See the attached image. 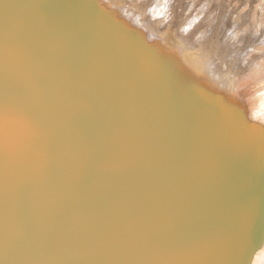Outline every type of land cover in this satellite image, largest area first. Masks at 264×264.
<instances>
[{
	"label": "water",
	"instance_id": "95a60500",
	"mask_svg": "<svg viewBox=\"0 0 264 264\" xmlns=\"http://www.w3.org/2000/svg\"><path fill=\"white\" fill-rule=\"evenodd\" d=\"M99 1L0 0V264H250L264 131Z\"/></svg>",
	"mask_w": 264,
	"mask_h": 264
},
{
	"label": "rangeland",
	"instance_id": "374dc122",
	"mask_svg": "<svg viewBox=\"0 0 264 264\" xmlns=\"http://www.w3.org/2000/svg\"><path fill=\"white\" fill-rule=\"evenodd\" d=\"M136 1H137V3H135ZM143 1H144V3H143ZM163 1L164 0H140V1H138V0H131L133 6L135 5L134 8H135V11H136L135 13L136 14L137 13H140L141 16L143 15V19L144 20H146V18H147V21H148V22L146 21L147 23H152V22H153V24H154V22L156 23L157 28L154 29V30H156L158 32V34H159L158 37H161L162 35L165 36L164 34L168 33V35L172 39H174V40L180 39V38L186 39V37L187 38L189 37V36H187L188 34H190L189 32L195 31L194 35L193 36H190V37H193L192 40L190 38H188V41H187V39H186L187 43H192L193 42V45H195L197 47L198 52H204V50H205L207 52V54H208V57L206 59L210 61L209 64L211 65L213 71L215 72L217 70V73L218 74L229 75V76L232 77V75H234L233 72H236L237 70H240V69H243L244 68V70H246L247 72H248V70H250L248 72V73H250V72H252L251 69H253L254 67L264 66V47H263L264 46V42H263L264 41V33H263V31H264V29H263L264 28V0H252V1L251 0H241V2H240L241 4L239 3L240 0L239 1L238 0H236V1L234 0L235 2L233 0H212V1L209 0L211 2L210 4L209 3L207 4L208 0H201V2L203 4L206 3V5L204 4L205 7H204L203 4H201L200 0H192V1L191 0H180V2H179V0H165L164 2ZM196 1L197 2H200V3L198 4V3H196ZM228 1H229V3H228ZM145 3L147 5V9H140L139 6H141L143 4L145 5ZM149 4H150V8H149ZM182 4H184V5H182ZM200 4H201V6H200ZM225 4H227V6ZM233 4H235V5H233ZM178 5H180V7ZM198 7H199V9H198ZM200 7H203V8H200ZM220 7H222V8H220ZM234 7H236V8H234ZM171 8L174 9V10H172ZM179 8H181V9H179ZM138 9H140V10H138ZM148 9H149V11H148ZM223 9H224V11H223ZM229 9H230V11H229ZM187 10H188V12H187ZM191 11L194 13V15H193V13ZM208 11L209 12L211 11V12L209 13ZM146 12L147 13H150L151 16L149 15L147 17ZM216 12H218V14L219 13H222V14L218 15ZM230 12H231V14H230ZM169 13H170V16H169ZM178 13H179V15H178ZM223 13H224V15H223ZM187 14H189L188 15L189 17L187 16ZM191 14H192V16H191ZM238 14H240V15H238ZM254 14H255V16H254ZM202 15H204L203 16V19H202ZM217 15H218V17H216ZM259 15H260V17H259ZM178 16L179 17H182V19L180 20V18ZM173 17H175V18L177 17V18L175 19ZM256 17H257V19L255 21L252 20V19H255ZM186 18H188L189 21ZM184 20H186V23L184 22ZM203 20L206 23L203 22ZM212 20H213V22H212ZM221 20H224V21H222L223 23L220 22ZM169 21L171 23H169ZM196 21H198L199 23L196 22ZM177 22H179V23L182 22L181 23L182 26H179V24H177ZM200 22L202 23V25H201ZM212 23H213V25H212ZM218 23L220 24V26H218ZM188 24H189L190 27L188 26ZM198 24H200V25H198ZM170 26H171L172 30H171ZM210 26H211V28H210ZM177 28H178V30H177ZM188 28L190 29V31H189ZM217 29H219V30H217ZM208 30H209V32L207 33ZM212 30H214V31H212ZM173 31H174L175 34L173 33ZM163 32H165V33H163ZM228 32H229V34H228ZM205 33H207L206 34L207 36H205ZM243 35H244V37H243ZM228 36H231V37H228ZM207 38H208V40H207ZM248 38H251V40L250 41H246ZM200 39H201V41H200ZM226 39H228V40H226ZM232 40H234V41H232ZM244 41H246V42H244ZM219 42H220V44H219ZM249 46H251V47H249ZM209 53H210V57H209ZM252 55L253 56H260L261 58L258 57V59H256L254 61L252 59V57H253ZM212 57H214V58H212ZM221 57H223V58H221ZM248 58H250V59H248ZM223 62L226 63V64H224ZM230 62H232L231 63L232 66L234 65V62H235V65L233 66L235 70L230 65ZM253 63H254V65H253ZM248 65H250V66H248ZM229 66H231V67H229ZM263 78H264V76H261V79H262L261 81L257 80V83L255 81L257 87L261 83L264 84V79ZM251 87L252 86H250V93H251V95L252 94H256L259 91V89H257V88L256 89L253 88L251 90ZM261 90L264 93V90L263 89H261ZM251 120L256 121V122H258L260 124H264V120H262V121L261 120L257 121V120H254V119H251Z\"/></svg>",
	"mask_w": 264,
	"mask_h": 264
},
{
	"label": "bare ground",
	"instance_id": "6f19581e",
	"mask_svg": "<svg viewBox=\"0 0 264 264\" xmlns=\"http://www.w3.org/2000/svg\"><path fill=\"white\" fill-rule=\"evenodd\" d=\"M140 1V0H138ZM165 1V0H164ZM163 1V2H164ZM192 1V0H191ZM212 1V0H211ZM234 1V0H233ZM236 1V0H235ZM234 1V2H235ZM239 1V0H238ZM252 1V0H251ZM250 1V2H251ZM134 2V1H133ZM162 2V1H161ZM178 2V1H177ZM180 2V0H179ZM178 2V3H179ZM182 2V1H181ZM201 2V0H200ZM197 2L196 3H200ZM216 2V1H215ZM227 2V1H226ZM241 2V0L239 1V3ZM99 3H104L109 9L114 10V12L124 18L125 20H127L131 25H133L135 27L136 30L140 31L141 33H143L144 35L147 36L148 41H153V40H157L162 44V47L165 48V50H169L172 51L173 54L177 57V59L182 63V65L185 66V68L187 69V74L190 76H194V77H198L201 78L203 81H207L211 86L218 88L220 90H222L223 92L226 93L227 96L230 97L231 103H233L234 105H239L241 108H243L245 110V117H246V121L249 122H253L258 124L262 130L264 131V124H260L256 121H253L251 119L254 120H264V93L261 89L264 90V84L261 83L258 85V87L256 86L257 80L261 81V76H264V66H258V67H254L252 70V72L248 73L250 70H248V72L246 70L240 69L237 70L236 72H233L234 75L229 76V75H223V74H218L217 70L214 72L211 65L209 64L210 61L207 60L206 58L208 57L207 52L204 50V52H198L197 47L195 45H193L192 43H187L188 38H190L191 40L193 39V36L195 31L189 32L190 34H188L187 36H189L188 38L186 37V39L184 38H180V39H172L168 33L164 34L165 36H161L158 37V32L154 29L157 28L156 23L153 22L152 23H147V18L146 20L143 19V15L141 16L140 13H135V8L131 2V0H101L99 1ZM137 3V1L135 2ZM144 3V1H143ZM177 3V4H178ZM195 3V2H194ZM210 4L211 2L208 0L207 4ZM229 3V1H228ZM238 3V4H239ZM156 4V3H155ZM201 4H203L201 2ZM200 4V6H201ZM206 5V3H204ZM203 4V5H204ZM241 4V3H240ZM184 5V4H182ZM190 5V4H189ZM194 5V4H193ZM202 5V6H203ZM204 5V7H205ZM227 6V4H225ZM232 5V4H231ZM235 5V4H233ZM251 5V4H250ZM157 6V5H156ZM180 7V5H178ZM199 6V5H198ZM211 6V5H210ZM213 6V5H212ZM140 9H147V5L145 3V5H141L139 6ZM195 7V6H194ZM207 7V6H206ZM214 7V6H213ZM219 7V6H218ZM238 7V6H237ZM249 7V6H248ZM255 7V6H254ZM149 8H150V4H149ZM176 8V7H175ZM196 8V7H195ZM203 8V7H200ZM222 8V7H220ZM236 8V7H234ZM258 8V7H257ZM138 9V10H140ZM172 9V8H171ZM178 9V8H177ZM181 9V8H179ZM199 9V7H198ZM238 9V8H237ZM168 10V9H167ZM174 10V9H172ZM176 10V9H175ZM184 10V9H183ZM189 10V9H188ZM187 10V12H188ZM191 10V9H190ZM219 10V9H218ZM222 10V9H221ZM220 10V11H221ZM232 10V9H231ZM257 10V9H256ZM146 11V10H145ZM149 11V9H148ZM153 11V10H152ZM164 11V10H163ZM177 11V10H176ZM175 11V12H176ZM186 11V10H185ZM199 11V10H198ZM202 11V10H201ZM224 11V9H223ZM222 11V12H223ZM228 11V10H227ZM230 11V9H229ZM165 12V11H164ZM184 12V11H183ZM192 12V11H191ZM190 12V13H191ZM209 12V11H208ZM211 12V11H210ZM209 12V13H210ZM219 12V11H218ZM218 12H216L218 14ZM171 13V12H170ZM169 13V16H170ZM185 13V12H184ZM193 13V12H192ZM197 13V12H196ZM200 13V12H199ZM203 13V12H202ZM208 13V14H209ZM225 13V12H224ZM223 13V15H224ZM228 13V12H227ZM233 13V12H232ZM252 13V12H251ZM165 14V13H164ZM182 14V13H181ZM222 13H219L218 15H220ZM231 14V12H230ZM241 14V13H240ZM238 14V15H240ZM260 14V13H259ZM140 15V16H139ZM147 17L151 14L146 12ZM179 15V13H178ZM186 15V14H185ZM189 14H187L188 16ZM194 15V13H193ZM210 15V14H209ZM214 15V14H213ZM218 15L216 17H218ZM236 15V14H235ZM166 16V15H165ZM192 16V14H191ZM202 15V19H203ZM206 16V15H205ZM253 16V15H252ZM255 16V14H254ZM179 17V16H178ZM189 17V16H188ZM196 17V16H195ZM209 17V16H208ZM224 17V16H223ZM239 17V16H238ZM260 17V15H259ZM262 17V16H261ZM145 18V17H144ZM175 18V17H173ZM177 18V17H176ZM175 18V19H176ZM180 20L182 19V17H179ZM178 18V19H179ZM191 18V17H190ZM207 18V17H206ZM213 18V17H212ZM251 18V17H250ZM254 18V17H253ZM188 20V18H186ZM214 19V18H213ZM222 19V18H221ZM224 19V18H223ZM257 17L255 19L252 20H256ZM154 20V19H153ZM152 20V21H153ZM157 20V19H156ZM216 20V19H215ZM147 21V22H146ZM159 21V20H158ZM175 21V20H174ZM189 21V20H188ZM191 21V20H190ZM208 21V20H207ZM221 20L220 22L223 23ZM183 22V21H182ZM181 22V23H182ZM184 22L186 23V20H184ZM195 22V21H194ZM198 22V21H196ZM203 22H205L203 20ZM213 22V20H212ZM216 22V21H215ZM169 23H171L169 21ZM181 23L177 22V24H179V26H182ZM199 23V22H198ZM201 23V22H200ZM206 23V22H205ZM256 23V22H255ZM161 24V23H160ZM176 24V23H175ZM190 24V23H189ZM188 24V26H189ZM250 24V23H249ZM200 25V24H198ZM202 25V23H201ZM210 25V24H209ZM208 25V26H209ZM213 25V23H212ZM218 26H220V24L218 23ZM254 26V25H253ZM165 27V26H164ZM185 27V26H184ZM190 27V26H189ZM202 27V26H201ZM171 28V26H170ZM169 28V29H170ZM174 28V27H173ZM211 28V26H210ZM213 28V27H212ZM189 29V28H188ZM262 29V28H261ZM264 29V28H263ZM172 30V28H171ZM178 30V28H177ZM219 30V29H217ZM258 30V29H257ZM190 31V29H189ZM205 31V30H204ZM214 31V30H212ZM244 31V30H243ZM171 32V31H170ZM187 32V31H186ZM185 32V33H186ZM209 32V30L207 31V33ZM233 32V31H232ZM22 33L25 35L26 32L24 30V28L22 29ZM161 33V32H160ZM165 33V32H163ZM174 33V31H173ZM172 33V34H173ZM205 33V36H207ZM243 33V32H242ZM245 33V32H244ZM257 33V32H256ZM264 33V31H263ZM175 34V33H174ZM229 34V32H228ZM209 35V34H208ZM212 35V34H211ZM215 35V34H214ZM234 35V34H233ZM232 35V36H233ZM168 36V37H167ZM177 36V35H176ZM224 36V35H223ZM227 36V35H226ZM235 36V35H234ZM185 37V36H184ZM195 37V36H194ZM211 37V36H210ZM231 37V36H228ZM244 37V35H243ZM259 37V36H258ZM170 38V39H169ZM224 38V37H223ZM226 38V37H225ZM239 38V37H238ZM254 38V37H253ZM229 39V38H228ZM226 39V40H228ZM231 39V38H230ZM233 39V38H232ZM208 40V38H207ZM251 38H248L246 41H250ZM186 41V42H185ZM195 41V40H194ZM201 41V39H200ZM210 41V40H209ZM234 41V40H232ZM231 41V42H232ZM239 41V40H238ZM244 41V42H246ZM190 42V41H189ZM196 42V41H195ZM223 42V41H222ZM227 42V41H226ZM237 42V41H236ZM264 42V41H263ZM198 44V43H197ZM212 44V43H211ZM220 44V42H219ZM230 44V43H229ZM234 45V44H233ZM240 45V44H239ZM243 45V44H242ZM224 46V45H223ZM238 46V45H237ZM12 49L14 50V52H16L17 48L20 47L19 44H12ZM200 47V46H199ZM203 47V46H202ZM230 47V46H229ZM251 47V46H249ZM262 47V46H261ZM264 47V46H263ZM201 48V47H200ZM205 48V47H204ZM203 48V49H204ZM240 48V47H239ZM228 49V48H227ZM232 50V49H231ZM230 50V51H231ZM244 50V49H243ZM238 52V51H237ZM241 52V51H240ZM231 53V52H230ZM235 53V52H234ZM257 53V52H256ZM232 55V54H231ZM254 55V54H253ZM252 55V56H253ZM246 56V55H245ZM209 57H210V53H209ZM224 57V56H223ZM221 57V58H223ZM229 57V56H228ZM240 57V56H239ZM244 57V56H243ZM258 57L260 56H253L252 59L255 61L256 59H258ZM214 58V57H212ZM219 58V57H218ZM261 58V57H260ZM217 59V58H216ZM233 59V58H232ZM243 59V58H242ZM250 59V58H248ZM211 60V59H210ZM40 62H42V59H39ZM235 61V60H234ZM251 61V60H250ZM215 62V61H214ZM245 62V61H244ZM224 63V62H223ZM232 62H230L231 65ZM249 63V62H248ZM214 64V63H213ZM216 64V63H215ZM219 64V63H218ZM217 64V65H218ZM226 64V63H224ZM229 64V63H228ZM262 64V63H261ZM235 65V62H234ZM233 65V66H234ZM247 65V64H246ZM254 65V63H253ZM259 65V64H258ZM213 66V65H212ZM222 66V65H221ZM232 66V65H231ZM229 66V67H231ZM232 66V67H233ZM250 66V65H248ZM216 67V66H215ZM215 69V68H214ZM231 69V68H230ZM234 69V67H233ZM237 69V68H236ZM246 69V68H245ZM229 70V69H228ZM235 70V69H234ZM230 71V70H229ZM233 71V70H232ZM219 72V71H218ZM225 72V71H224ZM228 73V72H227ZM231 73V72H230ZM264 79V78H263ZM256 81V83H255ZM250 86L251 90L253 88H257L259 89V91L256 94H252L250 93ZM224 95V96H226ZM251 118V119H250ZM263 123V122H262ZM257 137L260 141L264 142V133H260L257 134ZM262 247L256 252V254L254 255V257L252 258V260L250 261V264H264V234H263V241H262Z\"/></svg>",
	"mask_w": 264,
	"mask_h": 264
}]
</instances>
